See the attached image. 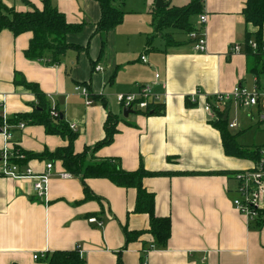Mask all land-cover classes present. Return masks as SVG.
Here are the masks:
<instances>
[{
  "label": "crops",
  "instance_id": "crops-1",
  "mask_svg": "<svg viewBox=\"0 0 264 264\" xmlns=\"http://www.w3.org/2000/svg\"><path fill=\"white\" fill-rule=\"evenodd\" d=\"M1 1L20 13L30 10L25 2L38 10L43 7V0ZM190 1L163 0L167 8L185 7ZM51 2L68 23L82 25L78 34L66 37V42L78 46L88 43V52L69 51L60 64L46 66L24 57L30 33L13 36L1 31L2 123L18 114H30L36 104L29 90L13 84L15 74L37 85L51 109L76 132L73 150L77 154L91 150L103 139L108 113L117 117L113 142L94 152L93 158L88 156L86 164L93 159H117L126 172L142 166L148 173L170 174L147 177L142 183L154 195L155 216L169 218L170 237L164 248L146 250L153 238L146 232L148 217L133 212V189L119 188L105 179H87V197L79 179L59 177L66 172L61 162L41 158L23 165L36 175L52 165L45 198L39 201L33 195V180L5 176L0 159V264H47L44 257H33L75 250L85 264H264V224L260 228L255 227L256 221L249 224L232 207L233 174L252 169L255 162L225 155L221 133L211 124L217 115H208L203 109L208 97L232 93L237 85L264 91V74L255 77L249 72L253 61L244 50L246 41H254L256 32L245 24L242 15L246 0H204L200 14L188 21L195 29L199 16L207 17L204 53L194 51L189 31L155 30V0L133 1L127 6L125 0H115L113 7L123 13V20L103 35L95 34L101 12L94 0ZM145 16L148 32L143 30L145 20L140 19ZM136 37L141 40L137 42ZM122 39L128 45L123 46ZM133 40L139 48L130 46ZM101 41L104 49L99 57ZM233 45H239L241 53L229 55ZM141 56H145L146 64L141 63ZM155 75L159 76L157 81ZM149 84H155V91L162 97L159 114L132 113L123 118L115 96L134 93L138 86ZM82 85L89 91L90 105H85L83 97L74 91ZM232 110L235 114L230 121ZM219 111L240 147L249 152L264 144L239 143L245 128L254 126L264 134L258 108L246 110L231 103ZM238 122L243 128L231 132L238 129ZM232 123L234 128L230 127ZM10 136L6 141L0 134V155L4 149L12 153L14 148L35 155L53 154L66 146L63 138L47 135L41 126H12ZM93 218L102 226L90 224L88 220ZM124 230L138 238L126 244Z\"/></svg>",
  "mask_w": 264,
  "mask_h": 264
},
{
  "label": "trees",
  "instance_id": "trees-1",
  "mask_svg": "<svg viewBox=\"0 0 264 264\" xmlns=\"http://www.w3.org/2000/svg\"><path fill=\"white\" fill-rule=\"evenodd\" d=\"M100 7L101 16L96 25L95 34L103 35L114 29L123 20V13L113 7L115 0H94ZM25 2V1H24ZM204 0H191L190 3L181 8L170 7L165 10H153V23L155 30L159 33L164 28H179L186 31H193L189 25V19L200 14ZM30 10L24 13L16 12L9 9L0 0V32L7 30L13 36H19L24 33L31 34V40L28 48L24 52L25 59L29 61H39L46 66H56L60 64L62 58L69 51L76 54L87 53L88 43L85 46L71 45L66 42V37L70 34H78L82 25L70 24L65 17L52 6L51 0H43L41 10L36 9L29 3ZM245 24L256 29L254 33V42L257 44V51H252L246 45V56L252 59L253 63L249 72L258 77L264 74V56L261 53V31L264 22V0H246L245 7L242 11ZM249 34H246L248 38ZM250 41L247 40L246 43ZM150 45H147V49ZM104 42L101 41L99 57L102 56ZM94 62L91 61V66L94 67ZM13 84L16 87H23L29 90L36 99V104L32 106L30 114H18L6 123L10 126L24 127L41 126L47 135L60 136L66 141V146L56 150L53 154L44 153L35 155L25 153L19 148H14L12 157L9 163L12 165L23 166L31 160L48 158L50 161H59L63 169L73 177L80 180L83 185L85 196L89 197V191L85 186L87 179H105L113 185L124 188L133 189L136 193L135 214H145L148 217V230L146 231L153 238V242L147 247V251L153 249L164 248L170 237V220L168 217L158 218L154 214V195L147 192L143 188V180L152 176H170L163 173H148L141 166L134 172H126L121 168L120 162L117 159H93V162L86 164L88 156L93 158L94 152L104 146H108L113 142V138L117 133V125L119 120L117 117L108 113L104 125V137L91 150L85 149L82 153H75L73 150V141L77 134L64 121L62 115L58 113L57 117H52L53 109L49 106L45 96L39 91L37 85L27 83L23 77L15 74ZM83 86V85H82ZM98 100L105 104L102 97ZM220 110V109H219ZM215 111L216 119L211 124L219 130L223 142L224 153L227 156L237 159H247L256 162L258 159L259 148L253 151H246L236 142V136L231 135L222 120L223 113ZM161 108L156 106L153 110L144 113L145 115L159 114ZM0 123L2 120L0 119ZM21 157V158H20ZM177 176H194L201 174L193 173H178ZM264 224V212L261 218L256 221L255 227L260 228ZM125 242L130 243L138 238V235L131 234L124 230ZM145 250V249H143ZM47 264H85V261L80 256L77 250L68 252H53L44 255Z\"/></svg>",
  "mask_w": 264,
  "mask_h": 264
},
{
  "label": "built area",
  "instance_id": "built-area-1",
  "mask_svg": "<svg viewBox=\"0 0 264 264\" xmlns=\"http://www.w3.org/2000/svg\"><path fill=\"white\" fill-rule=\"evenodd\" d=\"M207 17L203 14L199 16V22L197 27L189 33V39L195 52L204 53L206 51V35L205 24ZM247 45L252 51H257V44L254 41H248ZM261 53L264 56V44H262ZM241 53L239 45H233L229 48V55ZM245 53V51H243ZM246 54V53H245ZM140 61L146 64L145 56L140 57ZM96 71L100 69L96 68ZM159 79L158 75L154 76V80ZM85 100V105H90L92 100L89 98V91L83 86H77L74 89ZM117 106L122 110H129L131 113H147L153 110L156 106L162 105V97L155 91V84L138 86L137 91L134 93L118 94L114 98ZM193 102V101H191ZM234 103L240 108L249 110L250 108H258L261 111L260 119L264 122V91H259L255 87L252 91L242 88L237 85L232 93L229 94H216L206 99V103L203 107L204 112L208 115H213L215 111ZM58 113L52 110L51 116L57 117ZM1 119V117H0ZM236 125L232 123L231 128ZM23 129V125L17 126ZM12 126L3 122L0 123V134L9 141L10 129ZM12 157V153L8 149H4L0 155V159L4 165V175L13 179H31L33 195L39 201L45 198L47 185L50 178V172L52 165L48 164L45 171L42 174L36 175L30 169L19 165H12L9 163V159ZM21 158V157H20ZM22 169V170H21ZM61 179H70L73 176L69 173L63 172L59 174ZM234 188V198L232 200L233 209L246 221L254 223L261 218V214L264 212V144L259 148L258 159L252 169L236 172L232 176ZM90 224H96L98 227L102 226V223L97 222L96 219H89ZM44 256L35 255L34 260H38Z\"/></svg>",
  "mask_w": 264,
  "mask_h": 264
},
{
  "label": "rangeland",
  "instance_id": "rangeland-1",
  "mask_svg": "<svg viewBox=\"0 0 264 264\" xmlns=\"http://www.w3.org/2000/svg\"><path fill=\"white\" fill-rule=\"evenodd\" d=\"M135 2L136 4H137V2H138V4H139V0H125V6H127L130 2ZM141 4V3H140ZM138 9V8H137ZM120 10H122L124 13H125V11L122 9V7H121V9ZM196 17H194V18H192V20H194ZM139 18H136V20H138ZM141 20H145V24L143 25V30H145V32H148V30L147 29H145V25L147 24V22H148V17L147 16H145L144 18H140ZM189 33H190V31H189ZM188 33V34H189ZM180 35V34H179ZM182 35V34H181ZM182 36H184V35H182ZM126 39H122V45L124 46L125 44H127L128 45V43L125 41ZM136 40H137V42L138 41H140L141 39H139V38H137L136 37ZM133 42H134V44L133 45H130L133 49H136V48H139V45L137 44V42L135 41V40H133ZM119 112H120V110H119ZM234 114H235V112H234V110H232L231 112H230V115H229V119L228 120H230V121H233V118H234ZM242 117V116H241ZM240 120V119H239ZM238 124H239V122H238ZM240 124H241V121H240ZM240 124H239V127H238V129L236 130H230L231 132H234V133H236V132H238L239 131V129L241 130V128H243V127H240ZM247 127V126H246ZM263 128V127H262ZM243 130V132H244V129H242ZM247 130V131H246ZM245 131L246 132H244L245 133V136L243 137V138H240L239 139V143L241 144V145H243V146H257V145H260V144H262V143H264V134L260 131V129H256V127H251V128H245ZM244 134H242V136H243Z\"/></svg>",
  "mask_w": 264,
  "mask_h": 264
},
{
  "label": "water",
  "instance_id": "water-1",
  "mask_svg": "<svg viewBox=\"0 0 264 264\" xmlns=\"http://www.w3.org/2000/svg\"><path fill=\"white\" fill-rule=\"evenodd\" d=\"M168 5L164 4L163 0H155V8L156 9H165ZM123 118H127L132 113L129 110H123Z\"/></svg>",
  "mask_w": 264,
  "mask_h": 264
}]
</instances>
